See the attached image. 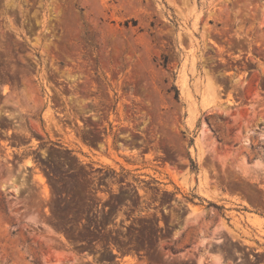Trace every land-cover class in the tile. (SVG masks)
Masks as SVG:
<instances>
[{"label":"rangeland","instance_id":"rangeland-1","mask_svg":"<svg viewBox=\"0 0 264 264\" xmlns=\"http://www.w3.org/2000/svg\"><path fill=\"white\" fill-rule=\"evenodd\" d=\"M0 264H264V0H0Z\"/></svg>","mask_w":264,"mask_h":264},{"label":"bare ground","instance_id":"bare-ground-1","mask_svg":"<svg viewBox=\"0 0 264 264\" xmlns=\"http://www.w3.org/2000/svg\"><path fill=\"white\" fill-rule=\"evenodd\" d=\"M36 179H37V181L41 184V186L43 187V193H44V195H47V191H46V188H45V186H44V184H43V179H42V177H41V176H37Z\"/></svg>","mask_w":264,"mask_h":264}]
</instances>
